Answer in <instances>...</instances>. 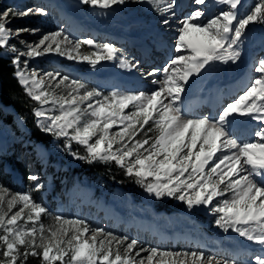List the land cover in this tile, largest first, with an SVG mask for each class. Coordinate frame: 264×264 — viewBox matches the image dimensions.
Masks as SVG:
<instances>
[{
	"label": "snow or ice",
	"instance_id": "snow-or-ice-1",
	"mask_svg": "<svg viewBox=\"0 0 264 264\" xmlns=\"http://www.w3.org/2000/svg\"><path fill=\"white\" fill-rule=\"evenodd\" d=\"M82 2L108 9L124 4L125 0ZM150 2L162 13L171 12L173 7L170 0ZM220 2L230 6L229 10L206 23L197 22L204 15L199 9L180 22L176 48L177 51L186 49L189 54L176 55L164 69L166 78L159 89L150 93L113 91L104 95L97 89H87L78 80L69 82L68 76L52 83L60 77L59 73L27 72V60L23 62L24 70L18 67L16 75L30 97L41 105L35 115L43 118L40 122L43 131L70 136L71 140L86 146V155L78 158L89 162L114 161L125 168L126 174L137 177V182L149 193L157 197L176 196L189 208L213 205L220 197L211 209L218 215L215 223L264 248V126L252 134V139L240 140L232 134L229 119L235 114L252 115L264 122V58L254 68L260 75L243 95L226 105L217 118H186L176 104L191 75L199 73L213 60H238L241 55L239 44L246 26L264 22V0L243 18H238L235 11L241 0ZM194 3L203 5L205 0H194ZM164 4L166 7H161ZM33 11L46 14L42 8L24 12L9 8L0 12V45H7L14 35L7 27L8 18L29 15ZM163 23L167 25L169 20L165 19ZM69 43V37L62 30L51 32L37 43L26 45L28 50L24 55L37 57L55 52L76 59L70 52H79L81 44H88L98 49L96 53L82 57L92 64L118 57V50L111 44L88 39L75 41L70 50H65L62 46ZM10 51L18 53L15 46ZM13 63L19 66V55ZM121 63L127 68L135 67L127 60H121ZM45 105L52 107L45 108ZM130 107L132 110L125 112ZM117 125H120L119 130L112 131ZM146 125L150 126L145 128ZM141 132L143 139L138 138ZM224 149L230 154H224ZM217 153L221 155L217 156ZM30 179L37 181V189L43 187L37 176ZM6 193L8 189L0 186V248L4 249L0 264H18V260H26L29 255L40 257L42 264H203L205 260L203 252L157 248H141V252L149 254L137 259L140 253L133 254L137 240L129 242L126 237H116L101 228L93 230L90 240L85 239L90 226L79 219L57 216L58 227L46 229L38 222L47 210L33 200L31 193H16L7 200ZM17 205L20 207L13 213ZM154 258H157L155 262ZM207 259L208 264H212L213 258ZM215 264H236V261L215 260ZM252 264H264V253L256 255Z\"/></svg>",
	"mask_w": 264,
	"mask_h": 264
},
{
	"label": "rangeland",
	"instance_id": "rangeland-1",
	"mask_svg": "<svg viewBox=\"0 0 264 264\" xmlns=\"http://www.w3.org/2000/svg\"><path fill=\"white\" fill-rule=\"evenodd\" d=\"M173 7L171 12L162 13L150 2V0H125L124 4L113 5L108 9L100 8L99 6H93L91 4H85L82 0H1L0 12L5 9H13L17 12H24L27 9H44L46 14H37L33 11L29 15H16L10 16L8 19L10 23L7 27L14 33L10 37L7 45H0V54L9 57L13 61L17 55L20 58L19 66L15 63V75L18 67L20 70H24L23 62L27 60V72L35 71L38 74L46 73H59L60 77H57L58 82L63 76H68L69 82L71 80H78L87 86V89H97L104 95H108L113 91L120 93H150L158 90L162 82L166 78L164 69L169 66L171 60L177 55H188V50L180 49L177 51L176 42H173V37L178 38V31L181 26L180 22L183 18L188 17L192 12L199 9L203 10L205 5H197L194 0L190 1V8L185 11H177L176 0H170ZM258 0H241L240 15L238 18H243L247 14H250ZM220 3L222 6L218 8L216 13L210 18L213 19L219 15L222 11H228L229 7L226 4ZM166 7V4L161 5ZM237 12V10H235ZM174 13V15H172ZM169 20V23L165 25L163 21ZM209 20V19H208ZM208 20L204 21L206 23ZM202 23V24H203ZM97 24L98 32H91L90 27ZM109 26V31L106 26ZM133 26L139 29H144V26L155 24L159 27H164L165 31L159 32L154 36V33H150V39L148 38L149 50L147 57L140 56L133 47L130 40L126 37L116 39L113 38L115 26ZM96 26V25H95ZM264 22H254L246 26L245 32L242 37L249 35L253 43L257 44L256 47H250L245 51L246 58L242 63L237 61H227L225 63V71L237 73L238 77H241L247 69V85L245 90L232 99V103L235 102L241 95L245 93L247 88L252 84L253 80L260 74L254 71L257 62L264 58ZM25 29L26 31H20ZM36 31H32V30ZM167 29V31H166ZM63 31L64 35L69 37L71 43L63 45L65 50H70L75 41H86L92 39L97 43L111 44L118 50V57L116 59L107 60L102 59L96 64H92L89 60H85L82 57L85 55H92L98 51L95 45L81 44L79 52L71 51L72 56L76 59L69 58V55H60L59 53L51 52L44 53L37 57H28L24 55L27 52L26 45H33L37 43L43 35ZM154 38V39H153ZM250 39H248L250 41ZM165 41V42H164ZM172 43V44H171ZM15 46L18 49V53L10 51L11 47ZM243 49V44L240 42L239 50ZM253 53L254 62L252 66L247 62L249 55ZM95 59V56H92ZM121 60H127L135 67L127 68L121 63ZM242 70H238L241 69ZM159 69L160 71L153 70ZM127 70L134 73L135 78L139 79L141 83H145V87L133 86L136 85L135 79H130L132 83L131 87L126 84H120L116 86L117 79L123 81L121 74ZM110 72H115L109 79H102L100 75ZM203 71V70H202ZM108 72V73H110ZM149 72H154L152 76H147ZM17 76V75H16ZM192 76V75H191ZM19 78V77H18ZM223 84V83H222ZM24 86V85H23ZM25 87V86H24ZM185 87V85H184ZM181 94V93H180ZM169 99H171L169 97ZM229 101V100H228ZM228 101L219 108V110L211 117L217 118L222 109L230 104ZM94 102V101H93ZM257 103H260L257 101ZM176 104L184 110V106L176 101ZM41 105L38 102V110ZM45 108H51L52 105H45ZM207 106L203 107L201 114H192L190 111H185L184 116L186 118H201L208 116ZM131 107L126 109L125 112L131 111ZM12 113L15 116V122L19 126V130H15L11 125L5 122L1 118V114ZM58 114V113H57ZM252 116V115H250ZM249 115L235 114L230 117V127L234 137L240 140H250V137H239L233 129L235 121L242 117L250 118ZM253 117V116H252ZM43 118L37 117V125L40 126V122ZM151 125V122H150ZM150 125L145 126V128ZM264 126V124H258L254 127V132ZM120 125L115 126L112 131H118ZM26 129L24 120L19 116L16 110L0 101V186L8 189V193L5 194V199H10L12 195L16 193H31L33 200L36 203L41 204L47 211L41 214L38 224H43L45 228L56 226L58 227L55 217L60 216L68 220H83L90 226L89 233L85 234V239H91L93 230L101 228L105 233L111 232L116 237L127 238L131 240H137L138 245L133 250V254L139 252L140 255L137 259L145 258L149 253L147 251H140L141 248H157L161 250L173 251V252H203L205 254V260L203 264H208L207 258H213L215 260H235L236 264H252V261L256 255L264 253V248L259 244L248 241L247 238L240 236L232 229L225 231L218 226L215 221L218 218L217 213L211 209L220 200L217 197L213 201V205H196V210H192V216L185 213L173 211H156L150 205L143 204L142 202H136L133 200L130 193L123 188L111 189L108 184L102 180L101 177L94 174L83 173L77 175L73 186L65 191L63 184L57 185V180L63 178L65 172L68 171L67 160L80 161L78 158L81 156L80 144L78 141L71 140L69 137L58 136L55 133H50L52 139L48 145H44L41 142H33L30 138L23 135V131ZM43 130V129H42ZM71 129L69 133H71ZM45 132V131H44ZM153 135L154 133H149ZM139 139L144 138V133L141 132L138 136ZM95 139V138H94ZM115 147V146H114ZM234 151V150H233ZM13 153L16 159L26 167V182L20 185H16L15 182L19 180V175L12 173V168L9 163L6 162V155ZM76 153L77 155H73ZM224 154H230L227 149L223 150ZM221 153H217L220 156ZM37 162V163H36ZM212 163V162H210ZM227 163V162H226ZM49 171V173H47ZM11 175V176H9ZM31 176H37L38 182L43 187L37 189V181L30 179ZM152 178H149L151 180ZM258 180V179H257ZM259 181V180H258ZM115 197L118 201L125 202L128 209L133 210L142 206V212L139 216H133V214L127 213V217L130 219H141V224L132 227L129 224H122L117 222L111 208L116 204L111 203L112 197ZM113 197V198H114ZM124 198V199H123ZM63 200L65 204H61ZM176 202H183L176 198ZM105 203V204H104ZM119 205V204H118ZM20 206L12 210L14 213ZM192 208V207H191ZM149 213V214H148ZM12 213H9L11 215ZM177 214H181V220L176 217ZM177 215V216H176ZM173 216V217H170ZM134 217V218H133ZM165 219V220H163ZM162 222L159 224V222ZM185 221V222H184ZM178 223V231L185 233L190 231L189 238H184L181 241H164V232L159 231L160 228H166L165 231L173 228L172 226ZM190 225H195L197 229L191 228ZM65 228H70V225H64ZM2 232V230H0ZM47 235V233H45ZM200 238H205L209 244L219 243L221 244L219 249L211 250L206 247L200 246L198 242ZM242 243H248L254 246L255 250L239 257H228L223 254V247L226 244L238 246ZM115 247V245H114ZM123 245L121 246V252H123ZM4 249L0 248V260H3L2 252ZM157 258H154V262ZM167 259V258H165ZM187 259H191L188 257ZM212 264H215V262Z\"/></svg>",
	"mask_w": 264,
	"mask_h": 264
},
{
	"label": "bare ground",
	"instance_id": "bare-ground-1",
	"mask_svg": "<svg viewBox=\"0 0 264 264\" xmlns=\"http://www.w3.org/2000/svg\"><path fill=\"white\" fill-rule=\"evenodd\" d=\"M176 1H178V0H176ZM217 2H220V0H213L210 4L205 6L203 8V10H201L204 13V15L202 17H200L199 21H197V22L203 23L204 21L210 19L216 13L218 8H220L222 6L220 3H217ZM180 6H178L176 8L177 11H179L181 9ZM190 6H188L186 9L190 8ZM237 7L239 9L237 11V15L239 17L240 5H238ZM186 9H183L182 11H185ZM184 19L185 18H183V20ZM95 25L93 24L89 28L91 32H98V30H99L97 28L98 25L97 24H95ZM109 26L110 25H108V24L106 26V29L108 31H109ZM139 27L136 28V27L129 26V25L127 26V24L123 25V26H115L116 30H114V32H116V33H113L115 35L113 38L120 39L123 36V37H126L128 40H130L131 43L145 42L147 45H149V43L147 41L151 35L150 34L151 32L154 33L153 34L154 36H156V35H158L159 32L165 31L164 27H159V25L156 26L155 24L148 25V26L145 25L144 29H139ZM166 31H167V29H166ZM173 39H174L173 40L174 43L177 42L176 37H173ZM248 39H250L249 35H246V36L241 38L240 42H242V44H243V49L240 50L241 55H240V58L238 60H236L237 63H242L244 61V59L246 58L245 51L247 49H249L250 47H253V46L254 47L257 46V44L253 43V41L251 39H250V41ZM175 55H177V54L175 53ZM228 61H230V60H228ZM254 61L255 60L253 57V53H251L249 55V58H247V62L250 63L249 66H252ZM226 62L227 61H224V60L210 61L207 65H205V67L203 69L200 70L199 73H194L192 76H190L188 78L187 82L185 83L184 91L180 94V99L178 100L181 103V105L184 106V110L186 112L190 111L192 114H199L200 115L202 112V109H203V105L206 102V105H208L210 107V110H212V108H214V111H215L214 113H216L219 110V108L225 104L226 98H228L229 103H232L233 97L229 96V93L231 91L235 90L236 88H239L242 90L246 89V87L248 85L247 79L249 77L247 75L248 69L243 72L244 74L241 77H238L237 73H233V71H231V72L225 71V63ZM238 70L240 71V70H242V68L238 69ZM108 72H110V71H108ZM108 72L100 75V78L109 79L110 76L115 74V72H110V73H108ZM155 73H157V72H155ZM155 73L149 72L147 74V76L150 77V76L154 75ZM121 77H123V80H125V83H122L123 81L121 82L117 79L116 80L117 81L116 86L117 85L119 86L120 84H123V85L126 84V86L128 85V87H131L132 83H130V79H135L136 85H133V86L145 87V83L144 82L141 83L139 81V79L135 78L136 76L134 75V73L129 71V70L122 73ZM192 79H195V82H192ZM224 84H227V86H224ZM187 94H194V95H196V98L194 100H192L191 102H189L185 99ZM203 99H204V101H202ZM237 121H238V119L235 121V125H236ZM247 121L252 123L253 126H258V124H264V122L258 121L256 119H254V117H252V116H250V118H247ZM241 136L242 137H248L249 135H241ZM113 197L111 199V203L116 204V205L111 208V212L113 213L117 222H120L122 224L130 223L132 225V227L137 226V224H141L143 222V221H141V219H136L134 217H133L134 219H130L127 217V213L133 214V216H139L140 212H142V209H143L142 206H138L140 208H135L133 210H130V208L128 209L127 205L124 204L125 202L118 201L115 197L114 198ZM60 201H61L60 205L65 204V202L63 200H60ZM177 215H176L177 216L176 218L178 220H181V217H184L181 214H177ZM170 217H173V216H170ZM163 220H165V219H163ZM161 223L162 222L160 221L159 224H161ZM172 227L173 228H171L167 231H165L166 228H164V227L158 229L159 231L164 232V241H166V240L171 241L172 238L174 236H176L175 233L180 235V238L182 237V239H184V238L187 239L188 236L190 235L189 234L190 231H187L185 233H180L178 231V228H179L178 223L173 225ZM190 227L197 229L195 225H192V226L190 225ZM201 239H203V238L199 237V240H198L199 243H201V241H200ZM204 240H205V238H204ZM210 245H211L210 249L214 250L218 247L219 244L212 243ZM241 248L246 249L250 252H253L255 250L254 246H252L251 244H248V243H245V244L242 243L238 246L226 244L224 246L225 251H230L232 253H227L225 256L233 257L232 254H235ZM147 249H149V248H147ZM214 262L215 261H213V263Z\"/></svg>",
	"mask_w": 264,
	"mask_h": 264
},
{
	"label": "trees",
	"instance_id": "trees-1",
	"mask_svg": "<svg viewBox=\"0 0 264 264\" xmlns=\"http://www.w3.org/2000/svg\"><path fill=\"white\" fill-rule=\"evenodd\" d=\"M0 101L6 105L12 106L17 114L22 117L26 129L28 130L23 131V135L30 138L33 142H41L44 145L50 143L52 136L44 132L36 122L37 116L35 112L38 107V102L30 97L23 84L20 83L19 78L15 75V65H13L12 59L1 54ZM1 118L15 128V130H19V126L15 122V116L12 113L1 114ZM79 147L81 156L86 155V146L79 145ZM5 157L6 162L9 163L13 170L12 173L19 175L20 180L16 181L15 184H24L27 181L26 167L23 166L13 154H8ZM67 167L68 171L64 173L63 178L57 180V185L62 183L65 191H68L73 185L77 175L83 173L94 174L101 177L111 189L123 188L130 193L134 201L151 205L157 211H179L191 215V213H193L192 210H196V205L189 208V206L183 202H176V196L165 195L157 197L154 193H149L143 184L137 182V177L126 174L125 168L119 166L114 161L97 160L89 162L84 159L80 161L69 159L67 160ZM49 171L50 170H48L47 173H49ZM18 264H42V260L38 256L29 255L26 260L23 258L18 260Z\"/></svg>",
	"mask_w": 264,
	"mask_h": 264
}]
</instances>
